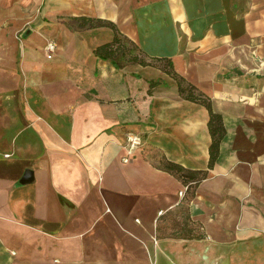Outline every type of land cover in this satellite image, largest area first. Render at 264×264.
Wrapping results in <instances>:
<instances>
[{
	"label": "crops",
	"instance_id": "0c3cea01",
	"mask_svg": "<svg viewBox=\"0 0 264 264\" xmlns=\"http://www.w3.org/2000/svg\"><path fill=\"white\" fill-rule=\"evenodd\" d=\"M110 25L223 117L190 201L160 161L206 170L209 112L98 59ZM0 264H264V0H0Z\"/></svg>",
	"mask_w": 264,
	"mask_h": 264
},
{
	"label": "trees",
	"instance_id": "16d2710c",
	"mask_svg": "<svg viewBox=\"0 0 264 264\" xmlns=\"http://www.w3.org/2000/svg\"><path fill=\"white\" fill-rule=\"evenodd\" d=\"M92 19L83 18L81 26L92 25ZM113 37L110 41L96 46L92 52L100 60L109 61L113 67L121 69L129 65L151 66L159 69L176 83L177 92L186 100L198 103L204 106L209 112L208 128L211 136L209 146V162L206 170H191L180 164L161 159L160 166L167 172L180 179L186 190L184 200L190 201L196 195V189L204 181L211 169L214 168L219 156L222 140L227 130L221 114L216 113L212 107V99L199 90L196 86L188 82L185 78L177 74L169 58H152L133 41L126 36L118 33L113 25ZM158 81H150L149 88L158 85Z\"/></svg>",
	"mask_w": 264,
	"mask_h": 264
},
{
	"label": "rangeland",
	"instance_id": "374dc122",
	"mask_svg": "<svg viewBox=\"0 0 264 264\" xmlns=\"http://www.w3.org/2000/svg\"><path fill=\"white\" fill-rule=\"evenodd\" d=\"M25 30H26V28H22L20 31H16L15 32L14 36H15V47H16V49H19V47H21V45H22V38H23L22 34L24 33ZM49 43H53L54 44V46H55L54 49H52V50L46 49ZM57 47H58V44L55 41L54 42L53 41H49V42H47L45 44V49H46V51L48 53L54 52L57 49ZM182 213H183V211L181 210V211H177V213L175 214V219H173V222H172L173 225H174V228H173V231L171 232V234H176V233H179L181 231V227H182L181 224L182 223L179 220H177L176 218L180 217V218L183 219L184 218V215H183L184 213L183 214ZM257 256H258V258H257L258 261L263 258V255H261L262 258L259 259L260 253H258Z\"/></svg>",
	"mask_w": 264,
	"mask_h": 264
},
{
	"label": "water",
	"instance_id": "95a60500",
	"mask_svg": "<svg viewBox=\"0 0 264 264\" xmlns=\"http://www.w3.org/2000/svg\"><path fill=\"white\" fill-rule=\"evenodd\" d=\"M33 181V171L26 169L19 180L20 184H30Z\"/></svg>",
	"mask_w": 264,
	"mask_h": 264
},
{
	"label": "built area",
	"instance_id": "2783aa9c",
	"mask_svg": "<svg viewBox=\"0 0 264 264\" xmlns=\"http://www.w3.org/2000/svg\"><path fill=\"white\" fill-rule=\"evenodd\" d=\"M54 44L53 43H49L48 44V46H47V48L46 49H49V50H52V49H54ZM129 142L131 143V145L132 146H136V145H140L141 143H140V139L139 138H137V137H129Z\"/></svg>",
	"mask_w": 264,
	"mask_h": 264
}]
</instances>
